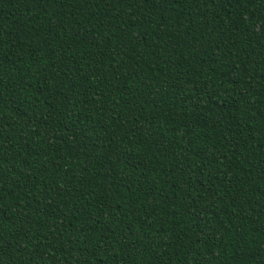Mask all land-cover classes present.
Wrapping results in <instances>:
<instances>
[{
	"label": "trees",
	"instance_id": "1",
	"mask_svg": "<svg viewBox=\"0 0 264 264\" xmlns=\"http://www.w3.org/2000/svg\"><path fill=\"white\" fill-rule=\"evenodd\" d=\"M0 264H264V0H0Z\"/></svg>",
	"mask_w": 264,
	"mask_h": 264
}]
</instances>
